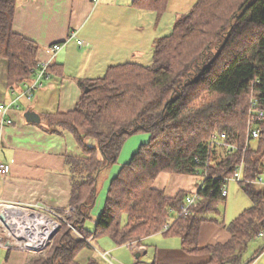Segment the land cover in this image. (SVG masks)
<instances>
[{
    "label": "trees",
    "instance_id": "16d2710c",
    "mask_svg": "<svg viewBox=\"0 0 264 264\" xmlns=\"http://www.w3.org/2000/svg\"><path fill=\"white\" fill-rule=\"evenodd\" d=\"M16 1L0 0V49L11 86L34 77L40 63L39 45L13 28ZM168 1L134 0V5L161 16ZM80 84L75 107L48 117L51 132L70 131L83 150L67 156L69 206L75 209L70 223L76 230L63 224L48 251L29 253L27 264H80L77 254L91 246L88 237L108 234L120 245L157 232L180 237L188 253L210 254V264H249L244 258L249 242L264 230V184L256 182L264 176V117L256 121L261 137L248 138L252 102L264 110V0H197L170 34L155 41L151 65H112L104 76ZM142 132L150 134L149 141L112 179L95 230L88 231L103 172L118 162L125 141ZM221 133L226 138H213ZM87 137L98 147L88 146ZM241 163L239 183L253 204L228 225L227 242L201 248V225L220 215L226 178ZM162 172L200 178L202 198L188 216L177 212L193 191L168 196L155 186Z\"/></svg>",
    "mask_w": 264,
    "mask_h": 264
},
{
    "label": "crops",
    "instance_id": "0c3cea01",
    "mask_svg": "<svg viewBox=\"0 0 264 264\" xmlns=\"http://www.w3.org/2000/svg\"><path fill=\"white\" fill-rule=\"evenodd\" d=\"M196 2L169 0L167 10L159 16L154 10L135 6L134 0L16 1L14 30L39 45L38 61L52 60L55 68L43 81V86L28 99L21 94L33 77L11 86L7 60L0 49V102L10 105L4 118L13 120L10 124L0 125V162L9 166L8 173L0 175V197L4 201L25 205L39 203L59 209L70 205L72 178L67 156H81L83 150L70 131L57 133L48 129L49 115L66 113L75 107L82 93L81 79L102 77L110 66L124 62L151 65L155 41L170 34L176 20ZM78 39L83 40L82 46ZM54 43H62L63 48L51 59L48 47ZM28 111L39 114L41 121H28L25 116ZM149 139L150 134L146 132L130 136L118 162L105 171L92 212L95 227L112 179ZM85 143L98 147L97 140L91 137H87ZM199 183L200 178L196 175L162 172L155 186L164 189L168 196H175L180 191H194ZM229 224L226 226L216 220L203 222L199 246L204 248L227 242L231 238ZM92 242L90 247L94 245ZM103 244L108 250H97L98 254L110 264H119L113 257L126 264H210L211 261L210 254L188 253L180 237L162 232L141 241L119 245L108 240ZM104 253H109L112 261ZM90 255L87 263L97 256ZM28 256L27 251L1 249L0 264H27ZM253 259L245 262L251 263Z\"/></svg>",
    "mask_w": 264,
    "mask_h": 264
},
{
    "label": "built area",
    "instance_id": "2783aa9c",
    "mask_svg": "<svg viewBox=\"0 0 264 264\" xmlns=\"http://www.w3.org/2000/svg\"><path fill=\"white\" fill-rule=\"evenodd\" d=\"M96 1V0H95ZM75 34H73V37ZM79 45H83L84 42L78 39ZM63 48L62 43H54L48 47V52L53 59L57 53ZM51 60L42 61L38 64L37 69L34 70V77L30 83L26 85V90L21 94L22 96L31 99L34 92L43 86V81L50 77L48 72V66ZM10 105L0 102V115L2 116L0 125L5 123L10 124L13 122L11 118L5 119L4 117L9 112ZM251 113H253V119L248 127V138L257 139L261 137L262 130L258 125V122L264 117V110L260 109L257 102L253 101L251 106ZM258 121V122H256ZM214 139H224L226 134H213ZM244 164L241 163L235 173L227 177L228 183L232 180H243ZM9 166L0 162V175H6L8 173ZM256 182L264 184V179L260 177ZM228 185V184H227ZM227 185L223 188V195L227 196ZM202 186H199V188ZM199 188L191 192L186 196L181 209L177 212V216H188L193 212L197 203L201 200V196L198 193ZM75 209L68 206L64 209L50 207L39 203H33L31 205H25L20 203H13L4 201L0 197V247L6 249H19L27 251L29 253L45 254L53 242V238L60 231L63 224H67L74 230L76 228L70 223V219ZM4 218L9 221L7 224ZM170 224H166L164 227L168 229ZM58 229L56 233L54 231ZM78 235H81L77 232ZM258 236H264V230L258 233ZM89 243L93 237L86 238ZM104 256L112 261L109 257V253H104ZM136 264V263H134Z\"/></svg>",
    "mask_w": 264,
    "mask_h": 264
},
{
    "label": "rangeland",
    "instance_id": "374dc122",
    "mask_svg": "<svg viewBox=\"0 0 264 264\" xmlns=\"http://www.w3.org/2000/svg\"><path fill=\"white\" fill-rule=\"evenodd\" d=\"M253 144H255L253 142ZM109 169V168H108ZM111 170V169H110ZM109 174V173H108ZM105 176V171L102 174L101 180ZM264 178V176H263ZM100 180V181H101ZM228 188V197H226V201L223 202L220 205V215H214L216 217V221H220L224 225L227 226V224L230 223V221H233L236 216H238L244 209L252 206L253 202L249 198V196L245 193V191L242 189L239 181L232 180L227 185ZM86 228H90L94 231L95 229V222H93L92 218L88 219L85 224ZM108 240L113 241V239L108 234H103L99 236L95 242H91L94 244L95 247L86 246L83 249L80 250V252L77 254V260L78 262L82 264H86L88 261V257L91 256L90 254L96 255V259L101 264H110L104 257L99 255L97 250H108L107 247L103 244L108 242ZM113 243H115L113 241ZM116 244V243H115ZM1 249H6L3 247H0ZM48 251V250H47ZM245 260L248 261L250 259H253L249 264H264V236H258L254 239H252L249 242L247 251L244 256ZM114 261L119 264H126L121 261L118 257H113Z\"/></svg>",
    "mask_w": 264,
    "mask_h": 264
},
{
    "label": "water",
    "instance_id": "95a60500",
    "mask_svg": "<svg viewBox=\"0 0 264 264\" xmlns=\"http://www.w3.org/2000/svg\"><path fill=\"white\" fill-rule=\"evenodd\" d=\"M26 118L28 121H32V122H40L41 121V117L39 114H37L36 112L34 111H28L26 114H25ZM4 221L9 224V221L7 219L4 218ZM58 231V229H56L54 231V233H56Z\"/></svg>",
    "mask_w": 264,
    "mask_h": 264
}]
</instances>
